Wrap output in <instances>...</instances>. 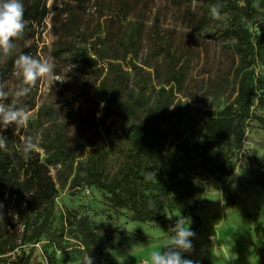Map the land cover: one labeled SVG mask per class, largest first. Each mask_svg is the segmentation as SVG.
<instances>
[{
	"label": "rangeland",
	"instance_id": "obj_1",
	"mask_svg": "<svg viewBox=\"0 0 264 264\" xmlns=\"http://www.w3.org/2000/svg\"><path fill=\"white\" fill-rule=\"evenodd\" d=\"M47 4L50 13L26 44L34 48L30 55L49 59L56 65V78L66 80L52 84V79L41 78L27 95L28 103L22 100L29 111L23 136L35 138L42 160L50 165L59 187L57 217L68 208L77 209L89 216L103 237V253L93 257L94 264H150L151 253L161 249L170 227L182 214L163 211L171 225L160 220H134L129 208L111 205L104 189L85 181L70 188L69 176L79 171L85 177L84 165H96L108 180L120 177L132 143L128 136L108 133V128L142 118L143 104L163 116L168 134L175 128L191 141L201 139L209 111L223 108L238 91L234 73L239 44L222 34L230 14L221 11V18L213 19L208 6L198 0H47ZM189 11L197 17L206 16L201 33L188 22ZM243 22L253 38L264 43V7L252 20L244 18ZM2 63L0 60V66ZM71 64L75 67L65 77L63 73ZM255 68L264 86V62L258 61ZM102 81L120 90L137 113L97 98ZM21 83L16 70L0 78V86L10 93ZM261 98L255 100L254 109L264 115ZM60 140L73 152V164L57 162L51 155L55 148L40 146ZM161 174L160 167L153 168L154 179ZM258 176L264 178V127L252 119L235 169L220 179L206 177L195 211L198 220L190 218L196 233L194 251L185 253V258L214 264L212 250L221 254L226 242L241 252L253 231L252 242L264 249L262 231L259 235L255 232L257 226L264 228L258 219L264 200L257 198L263 188L254 183ZM187 222L185 219V226ZM64 241L63 246L54 247L43 236L27 244L26 251H31L28 264H82L88 254L76 234L71 232ZM13 259L12 253L0 264H12Z\"/></svg>",
	"mask_w": 264,
	"mask_h": 264
},
{
	"label": "trees",
	"instance_id": "obj_2",
	"mask_svg": "<svg viewBox=\"0 0 264 264\" xmlns=\"http://www.w3.org/2000/svg\"><path fill=\"white\" fill-rule=\"evenodd\" d=\"M178 1L181 3L183 0ZM198 1L208 6L209 10L215 4H222L221 11L230 14L228 27L222 30V34L235 38L239 44V61L234 73L238 83L235 98L223 108L209 111L202 126L201 139L195 141L184 138L175 128L168 134L163 127V116L155 108L143 104L142 118L128 125L108 128V133L128 136L132 143L131 153L120 177L108 180L96 165H84L85 177L79 171L69 176L70 188H76L82 181L100 187L109 193L108 200L113 207L129 208L134 220H160L163 225H171L163 218L165 210L171 214L178 210L186 220H198L195 211L205 189L206 177L220 179L235 169L250 120H258L264 127V115L254 109L255 100L260 95L264 102L263 79L255 68L258 61L264 62V43L261 38L254 39L243 22L244 18L252 20L255 17L258 9L264 7V0ZM23 4L28 26L24 36L15 41L16 49L12 55L0 66V78L16 70L14 61L19 53L31 54L34 48L26 42L34 37L37 27L50 13L47 0H23ZM187 20L201 33L207 19L205 15L197 17L195 12L189 11ZM26 97L21 99L18 106L24 107L22 100L28 103ZM96 97L113 101L134 113L138 111L120 90L107 81H102ZM14 128V125L10 126L3 132L8 139V150H0V213L4 218L0 221V260L13 253L15 259L12 264H28L31 251H26L27 244L46 236L49 245L61 247L71 232L76 234L88 255H101L103 237L95 230L87 214L68 208L57 217L55 198L59 187L50 165L42 160L37 149L31 159L25 161L22 158L16 148L23 135L22 129L20 135H15ZM40 146L46 150L55 148L51 155L59 163L75 162L73 152L63 140ZM155 167H160L162 174L155 179H147ZM254 183L264 187V178L258 176ZM149 201L155 207L150 208ZM260 230L264 245V228H255L257 235ZM251 245L259 264H264V249L254 242ZM44 258L48 261L45 251Z\"/></svg>",
	"mask_w": 264,
	"mask_h": 264
},
{
	"label": "clouds",
	"instance_id": "obj_3",
	"mask_svg": "<svg viewBox=\"0 0 264 264\" xmlns=\"http://www.w3.org/2000/svg\"><path fill=\"white\" fill-rule=\"evenodd\" d=\"M222 7V4H215L210 8L209 11L213 19L221 18ZM27 26L28 21L25 20L23 0H0V60L6 61L12 55L16 49L15 41L24 36ZM14 64L17 75L22 79L21 85L11 93L0 86V150L3 151L8 150V139L3 135V132L14 125V134L20 135L21 129H24L29 121V111L18 106L21 99L31 92L41 78L52 79V84L55 81L63 83L66 80L56 78V65L47 58L38 59L21 52L17 55ZM74 67L75 65L71 64L65 69L63 75L66 77L65 74ZM10 96L12 97L11 102L6 103ZM16 148L22 158L27 161L31 159L37 148V143L32 136L21 135ZM146 178L152 179L153 173L149 172ZM149 207H155L152 201H149ZM0 208H2V204H0ZM3 219V214L0 213V221ZM190 225V219L185 226L184 217L177 218L174 225L170 227L168 231L170 236L163 243L161 249L151 253L150 264H198V261L184 256L185 253L191 254L194 251L193 240L196 233ZM230 253L229 260L238 258L235 253ZM82 264H94V258L88 255Z\"/></svg>",
	"mask_w": 264,
	"mask_h": 264
},
{
	"label": "crops",
	"instance_id": "obj_4",
	"mask_svg": "<svg viewBox=\"0 0 264 264\" xmlns=\"http://www.w3.org/2000/svg\"><path fill=\"white\" fill-rule=\"evenodd\" d=\"M261 197L262 198L264 197V187L257 194L258 199H260ZM258 217H259L258 218L259 222H262L264 224V200L258 210ZM217 226H218V223H215L214 227L216 228ZM254 240H255V237H254V231H253L252 235L246 238V241L244 242L243 250L241 252L236 251L232 247V245L227 244L226 242H223L224 251L221 252V254H218L220 252L218 250H215V249L212 250V256H214L215 258L214 264H218L219 260H221V264H259V258L253 253V250H252L251 242ZM230 252L235 253L238 258L235 260H229L231 256Z\"/></svg>",
	"mask_w": 264,
	"mask_h": 264
}]
</instances>
